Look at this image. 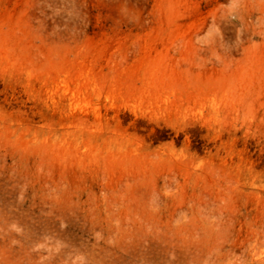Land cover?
<instances>
[{"label":"rangeland","instance_id":"374dc122","mask_svg":"<svg viewBox=\"0 0 264 264\" xmlns=\"http://www.w3.org/2000/svg\"><path fill=\"white\" fill-rule=\"evenodd\" d=\"M0 264H264V0H0Z\"/></svg>","mask_w":264,"mask_h":264},{"label":"bare ground","instance_id":"6f19581e","mask_svg":"<svg viewBox=\"0 0 264 264\" xmlns=\"http://www.w3.org/2000/svg\"><path fill=\"white\" fill-rule=\"evenodd\" d=\"M122 246H124V245H122Z\"/></svg>","mask_w":264,"mask_h":264}]
</instances>
